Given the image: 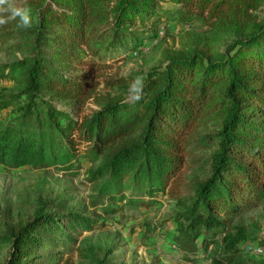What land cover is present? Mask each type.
<instances>
[{"label":"trees","instance_id":"obj_1","mask_svg":"<svg viewBox=\"0 0 264 264\" xmlns=\"http://www.w3.org/2000/svg\"><path fill=\"white\" fill-rule=\"evenodd\" d=\"M10 2L30 9L32 21L28 27L17 20L0 25V41L12 40L22 55L0 67V77L14 84L0 97V110L12 107L15 114L0 122V167L68 173L82 158L102 198L121 202L130 192L129 204H145L142 196L153 200L167 191L182 207L174 242L187 259L201 244L224 256L220 264H248L238 248L259 225L230 224L220 215L234 216L240 203L264 199V0ZM162 17L182 25L201 21L230 42L216 57L168 52L159 68L104 79L110 91L99 94L93 76L108 68L107 55L128 39L136 50L139 38L156 35ZM137 77L143 81L139 99L129 92ZM90 100L98 110L89 116L68 110L80 112ZM185 168L191 175L184 182ZM33 216L26 226L0 233V247L12 250L0 264H71L54 250L71 240L65 228L94 227L67 213L57 198H40ZM89 254L91 264H109Z\"/></svg>","mask_w":264,"mask_h":264},{"label":"rangeland","instance_id":"obj_2","mask_svg":"<svg viewBox=\"0 0 264 264\" xmlns=\"http://www.w3.org/2000/svg\"><path fill=\"white\" fill-rule=\"evenodd\" d=\"M171 7L165 6L167 9ZM146 37L139 38L141 45L136 50H130L132 41L128 39L124 47L107 55L108 68L99 76H93L100 83L99 94L110 91L104 87V79H119L159 68L165 64L168 52L198 50L216 57L225 52V45L230 42L226 37L209 32L201 21L182 25L164 17L156 35ZM12 45V40L0 41V67L22 57ZM83 59L88 61L89 56ZM73 67L78 71H91L89 66ZM13 86L11 80L0 77V97L9 96ZM60 107L68 109L66 105ZM68 110L83 117L98 110V106L90 100L80 107V112ZM14 117L12 107L0 110V122L9 123ZM78 165L81 166L79 169L68 173L52 168L8 170L0 167V233L8 227H24L33 222L34 206L40 198H57L65 203L67 213L94 222L92 228H65V234L71 240L64 239L55 246L54 250L63 251V260L71 264H91L87 258L89 253L109 264H220L218 261L224 256L215 253L213 245L205 249L199 244L194 257L187 259L189 256L183 254L174 242L177 234L175 219L182 207L167 191L153 200L142 196L145 204H129L130 192L125 193V200L113 202L102 198L96 184L90 181L88 169L91 165L82 158L76 163ZM190 175L188 168L183 169L184 182ZM239 205L236 215H220V218L230 224L242 220L246 224L259 225L260 231L250 241L241 244L237 254L248 264L264 263V199L251 198L248 204ZM11 251L9 247H0V263L11 258Z\"/></svg>","mask_w":264,"mask_h":264},{"label":"clouds","instance_id":"obj_3","mask_svg":"<svg viewBox=\"0 0 264 264\" xmlns=\"http://www.w3.org/2000/svg\"><path fill=\"white\" fill-rule=\"evenodd\" d=\"M6 7L0 8V11L7 12V16L0 15V25L5 24L12 20H17L18 26L20 27H28L32 21L31 10L28 8L17 7L10 0H0V6ZM143 88L142 78L137 77L133 80L130 85L129 92L134 95L135 99L140 98V92Z\"/></svg>","mask_w":264,"mask_h":264}]
</instances>
